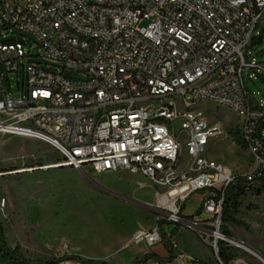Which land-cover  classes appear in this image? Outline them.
Segmentation results:
<instances>
[{"label": "built area", "instance_id": "2783aa9c", "mask_svg": "<svg viewBox=\"0 0 264 264\" xmlns=\"http://www.w3.org/2000/svg\"><path fill=\"white\" fill-rule=\"evenodd\" d=\"M263 41L264 0H0V134L52 146L57 167L146 177L165 229L194 230L214 250L209 264H255L254 249L222 219L240 174L207 156L224 130L199 106L238 114L253 160L243 175L261 183L264 100L247 81L264 76ZM21 69L13 95L5 73L10 80ZM178 118L181 135L171 126ZM197 192L201 204L189 218L182 206ZM132 240L154 246L161 227L140 228Z\"/></svg>", "mask_w": 264, "mask_h": 264}, {"label": "rangeland", "instance_id": "374dc122", "mask_svg": "<svg viewBox=\"0 0 264 264\" xmlns=\"http://www.w3.org/2000/svg\"><path fill=\"white\" fill-rule=\"evenodd\" d=\"M257 50L262 53L258 59L264 61V41ZM51 69L59 67L51 66ZM19 77H23L22 69L19 76L10 74V80L5 73L6 87L10 91L12 85L13 95L18 92ZM247 85L255 97L264 100V76L255 74ZM199 107L208 120L224 130L220 138L210 141L207 156L237 174L248 172L253 160L240 139L238 114L211 102H203ZM182 123V118L171 122L177 135L182 133ZM61 160L60 154L42 141L0 134V220L11 246L18 244L33 259L78 255L82 260L105 264H125L132 255L154 252L142 250L150 247L144 242L130 241L138 229L157 223L155 213L147 207L156 205L157 200L154 189L147 186L146 177L129 171L95 175L89 166L84 168L87 175L69 166L45 168ZM202 195L197 192L186 201V215L196 212ZM229 212L232 217L229 225L235 236L264 256V185L251 184L234 200ZM179 229L196 234L181 225ZM123 240L131 250H121L119 244ZM156 251L169 256L168 250ZM190 251L201 257L211 252V261L215 257L214 250ZM248 255L255 264H264L255 253ZM149 259L157 262L155 257ZM146 261L139 264H156ZM192 263L175 259L165 264ZM194 264L206 263L198 260Z\"/></svg>", "mask_w": 264, "mask_h": 264}, {"label": "trees", "instance_id": "16d2710c", "mask_svg": "<svg viewBox=\"0 0 264 264\" xmlns=\"http://www.w3.org/2000/svg\"><path fill=\"white\" fill-rule=\"evenodd\" d=\"M264 178V173L262 175H258L257 179L260 180L261 183H259L261 186L262 179ZM251 185V183L248 182L247 177L245 175H238L237 181L230 186L228 190L227 199L225 202V206L223 209L222 219L225 222V224H229L230 220L232 219L231 214L229 212V208L234 202V200H237L240 195L245 191L246 188H248ZM185 204L182 206V209H184ZM191 218L192 216H187ZM157 223L161 227L162 231V243L165 246V248L169 252V256L167 258H161L158 256L155 252L147 253L141 258H136L131 264H136L142 261H146L147 259L151 257H155L158 264H165L167 262H172L176 258L179 257L180 253L176 250V246L174 242L172 241L173 235L179 230V225H175L174 229L170 234L167 233L164 224L167 223L164 219L160 218L157 220ZM169 224V223H168ZM225 249L221 246L220 253L221 255H225ZM65 258H74L82 260V258L78 255L75 256H61V257H52L47 259H33L30 257H27L21 250L19 245L11 246L8 242L4 225L2 220H0V264H58L60 261H62Z\"/></svg>", "mask_w": 264, "mask_h": 264}, {"label": "crops", "instance_id": "0c3cea01", "mask_svg": "<svg viewBox=\"0 0 264 264\" xmlns=\"http://www.w3.org/2000/svg\"><path fill=\"white\" fill-rule=\"evenodd\" d=\"M194 196V194L192 195ZM200 200H201V197H200ZM154 207V206H153ZM198 210V209H197ZM196 210V211H197ZM153 211V210H152ZM154 212V211H153ZM155 213V217H156V222H157V212H154ZM183 213L185 216H188L186 215L185 213V210L183 209ZM195 214V213H193ZM192 214V215H193ZM191 216V215H190ZM155 226V225H154ZM172 226V227H170ZM152 227V226H151ZM151 227H147L148 228H151ZM174 225H167L166 226V230H167V233L170 234L172 232V230L174 229ZM171 228V230H169ZM180 230V229H179ZM133 238V235L130 239L131 242H134L132 240ZM127 241V239H126ZM121 241V243L119 245L122 246L121 250H131V249H128L127 248V242H130V241ZM172 241L174 242L175 246H176V250L178 252H180V255L178 258H176V260L178 261H190V262H193L192 264H194L195 262H197L198 260L201 261V262H205L206 264H209L212 260V257L211 256V252H207L206 255L204 256H199V255H196V254H192L190 250H213L212 246H210V244H206L204 242H202L197 234H189V233H186V232H180V231H177L173 237H172ZM142 243V242H140ZM142 250H153L154 252H156L158 254V256H160L161 258H167V256L159 253L158 251L156 250H167L165 248V246L163 245L162 242L156 244L155 246H150L149 248L148 247H143ZM186 250V251H184ZM145 255V254H144ZM143 254H137L136 256L132 255V257L125 263V264H131L132 261L136 258H141L142 256H144ZM147 262H156L154 259H148L146 261ZM189 263V262H188ZM139 264V263H138ZM142 264V263H141ZM156 264H158V262H156Z\"/></svg>", "mask_w": 264, "mask_h": 264}, {"label": "water", "instance_id": "95a60500", "mask_svg": "<svg viewBox=\"0 0 264 264\" xmlns=\"http://www.w3.org/2000/svg\"><path fill=\"white\" fill-rule=\"evenodd\" d=\"M80 172H82L84 175L86 174V171L85 170H79ZM87 175V174H86ZM89 180L91 181V182H93L95 185H97L98 187H100V188H102L101 186H99L98 184H96L93 180H92V178H90L89 177ZM148 208H150V210H153L154 212H157L156 210H155V208L153 207V206H147ZM250 246V245H249ZM251 248H253L252 246H250ZM254 249V248H253ZM252 253H254V251H256V252H258L257 250H250ZM259 253V252H258ZM260 254V253H259ZM261 256H262V254H260ZM261 258H263L264 259V256H262Z\"/></svg>", "mask_w": 264, "mask_h": 264}, {"label": "bare ground", "instance_id": "6f19581e", "mask_svg": "<svg viewBox=\"0 0 264 264\" xmlns=\"http://www.w3.org/2000/svg\"><path fill=\"white\" fill-rule=\"evenodd\" d=\"M49 167H57V166H55V165H53V164H51V165H47L45 168H49ZM99 188V187H98ZM254 253L259 257V258H261L262 256L258 253V252H256V251H254ZM263 261H264V259L263 258H261Z\"/></svg>", "mask_w": 264, "mask_h": 264}]
</instances>
